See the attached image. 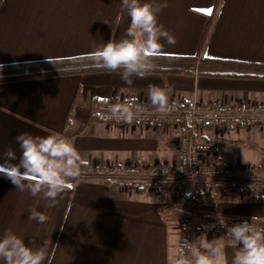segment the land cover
Masks as SVG:
<instances>
[{
	"label": "crops",
	"instance_id": "0c3cea01",
	"mask_svg": "<svg viewBox=\"0 0 264 264\" xmlns=\"http://www.w3.org/2000/svg\"><path fill=\"white\" fill-rule=\"evenodd\" d=\"M217 1L169 0L159 22L175 35L177 43L161 41L164 46L157 55L197 54ZM219 1L203 55L250 66L199 64L190 66L191 72L154 70L133 77L132 86L121 80L120 71L106 68L35 75L101 64L97 61L11 67L0 72L4 74L0 76V154L12 148L19 157L15 137L21 132L40 137L60 133L74 144L83 161L79 176L71 181L73 187L50 209L45 208L47 201L16 190L0 176V235L11 230L27 244L39 234L37 242H47L44 264H172L184 240L178 224L166 221L164 214L180 198L169 192H127L112 181L88 176L87 171L94 160L122 164L129 159L150 163L177 159L178 139L188 133L186 129L113 124L104 117L110 102L149 99L150 85L163 89L168 100L182 102L186 112L194 101L264 102V76L199 72L264 74V0ZM121 4L122 0H0V66L93 56L97 47L119 41L129 29L131 20ZM29 73L35 74L25 75ZM191 136L218 141L222 147L219 161L264 169V126L232 128L218 137L212 125H206ZM31 208L45 212L48 222L30 221ZM197 212L264 226V196L236 191L202 194ZM202 236L208 241L217 239L230 264L238 247L230 236L199 232L198 246Z\"/></svg>",
	"mask_w": 264,
	"mask_h": 264
},
{
	"label": "clouds",
	"instance_id": "9594fccd",
	"mask_svg": "<svg viewBox=\"0 0 264 264\" xmlns=\"http://www.w3.org/2000/svg\"><path fill=\"white\" fill-rule=\"evenodd\" d=\"M121 7L130 17L129 29L119 41L109 40L97 47L93 56L109 71H120L121 80L132 86L133 77H142L155 69L152 59L163 48L161 41L175 45L177 39L159 22V14L169 7V0H122ZM148 98L160 113L171 110L168 96L160 87L150 85ZM112 113L125 121L132 119V113L122 106H113ZM15 141L20 155L17 157L12 148L0 154V176L8 179L16 190L47 201L46 209L56 207L63 193L73 187L71 181L80 174L83 161L79 151L60 133L40 137L21 132ZM28 219L44 224L49 216L31 208ZM221 226L238 246L230 264H264V229L253 228L247 220ZM38 235L26 244L24 238L6 230L0 235V262L44 264L47 242L38 243ZM197 240H202L199 246L183 241L172 264H229L217 239L208 241L202 236Z\"/></svg>",
	"mask_w": 264,
	"mask_h": 264
},
{
	"label": "built area",
	"instance_id": "2783aa9c",
	"mask_svg": "<svg viewBox=\"0 0 264 264\" xmlns=\"http://www.w3.org/2000/svg\"><path fill=\"white\" fill-rule=\"evenodd\" d=\"M160 66L170 67L156 65ZM3 75L0 73V76ZM169 105L170 111L160 113L146 98H140L134 103L110 102L104 117L108 123L113 124L186 129L188 133L182 134L178 139L177 159L174 162L150 163L129 159L122 164H114L94 160L87 175L112 181L116 187L127 192H169L176 200L187 197L191 201L187 210L168 209L164 216L166 221H174L181 230L186 231L187 241L198 246L195 239L199 232L227 234L221 223H240V219H209L201 216L197 212L201 195L236 191L264 196V169L259 170L254 165H235L219 161L222 147L218 141L195 140L191 134L202 130L206 125H212L218 137L232 128L251 129L264 126V102L194 101L187 112L178 100H169ZM113 106L127 108L132 113V119L125 121L114 116ZM250 224L253 228L264 229L261 224L251 221Z\"/></svg>",
	"mask_w": 264,
	"mask_h": 264
},
{
	"label": "trees",
	"instance_id": "16d2710c",
	"mask_svg": "<svg viewBox=\"0 0 264 264\" xmlns=\"http://www.w3.org/2000/svg\"><path fill=\"white\" fill-rule=\"evenodd\" d=\"M220 1L218 0L213 13L211 14L210 18H209V24L206 28V31L204 33L202 42L200 44L199 50L197 52V54L195 55H189V56H167V55H156L155 57H153L152 61L155 62H164L167 63V65L173 64V65H178L181 66L180 68L177 69H171L170 67H155L154 70L157 71H162V72H191L192 70L189 68L190 66H194V65H212V64H227V65H235V66H250L249 64H245V63H239V62H232V61H221L218 59H212V58H208L205 57L203 55V50H204V46L206 44V41L208 39L210 30H211V26L214 20V17L216 16V12L218 10V6H219ZM91 61H96L94 59V56H87V57H78V58H73V59H65V60H61V61H55V62H40V63H32V64H26L24 65H20V66H4L1 67L0 66V72L2 71H6L7 69H10L11 67H33V66H47V65H52V64H56V65H64V64H71V65H78L80 63L83 62H91ZM253 67H257V68H263L262 66H257V65H253ZM105 67L102 64H90L88 66L84 67H65V68H60L58 70L55 69H51V70H46V71H41L38 73H29V74H25L26 76H31V75H47V74H67V73H74V72H85V71H91V70H97V69H104ZM153 70V71H154ZM201 74H210V75H216V74H220V75H230V76H240V77H253V76H264V74H258V73H251V72H243V73H232V72H212V71H204L201 70L199 71ZM3 73V72H2ZM2 80V79H0ZM191 201L187 198V197H180L179 201L176 204H172L170 205L169 209H173V210H187L188 207L190 206ZM209 219H213L212 217H206ZM252 223H256L257 222H253ZM182 231V240H184V242H188L186 239V231L181 230Z\"/></svg>",
	"mask_w": 264,
	"mask_h": 264
},
{
	"label": "rangeland",
	"instance_id": "374dc122",
	"mask_svg": "<svg viewBox=\"0 0 264 264\" xmlns=\"http://www.w3.org/2000/svg\"><path fill=\"white\" fill-rule=\"evenodd\" d=\"M162 65V64H161ZM170 66L171 69H177V68H180L181 66H178V65H173V64H170L168 65ZM161 67V66H160Z\"/></svg>",
	"mask_w": 264,
	"mask_h": 264
},
{
	"label": "water",
	"instance_id": "95a60500",
	"mask_svg": "<svg viewBox=\"0 0 264 264\" xmlns=\"http://www.w3.org/2000/svg\"><path fill=\"white\" fill-rule=\"evenodd\" d=\"M238 222H242V220H238ZM250 223V221H248Z\"/></svg>",
	"mask_w": 264,
	"mask_h": 264
}]
</instances>
